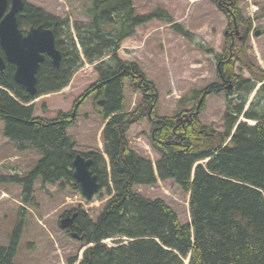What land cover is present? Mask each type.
<instances>
[{
	"label": "trees",
	"instance_id": "1",
	"mask_svg": "<svg viewBox=\"0 0 264 264\" xmlns=\"http://www.w3.org/2000/svg\"><path fill=\"white\" fill-rule=\"evenodd\" d=\"M212 1L227 20L225 41L221 54L204 51L215 55L222 86L211 84L201 91L192 90L189 97L178 101L177 114L161 117L156 114L155 85L136 64L122 61L117 52L122 41L135 34L136 27L152 19L171 23L163 10L138 16L131 0H89L85 7L88 24L72 25L82 56L67 18L54 17L29 4L18 13V27L24 33L38 26L53 32L60 60L54 66L45 56L36 73L34 96L15 82L14 66L5 61L0 71L3 137L18 152L40 155L27 173L1 179L18 184L21 204L36 210L37 180L42 189L51 185L58 191L70 187L78 192L73 160L77 154L91 159L89 169L98 183L92 200H105L100 212L93 219L79 207L61 216L76 214L73 232L84 246L77 264H264V71L247 54L253 22L244 16L238 0ZM172 28L192 39L177 24ZM0 56L4 59L1 49ZM105 57L108 60L103 62ZM84 62L96 64L98 79L76 104L80 106L92 93L94 102L98 98L104 101L102 150L89 153L78 152L76 141L67 134L68 127L76 123L75 107L68 114L60 112L46 120L33 117L30 105L39 97L61 92ZM243 71L250 78L243 77ZM126 83L141 94L133 110L126 105ZM257 84L261 85L244 110ZM221 92L226 98L224 130L219 132L201 123L205 98L199 99ZM192 101L196 106L187 109ZM142 121L149 127L150 149L158 156L155 163L140 156L127 140L130 127ZM168 180L187 194L186 223L180 222L164 200L148 199L134 191L136 186ZM25 214V209H20L9 246H0V264H14ZM113 238L118 240L110 246L102 243ZM69 262L74 264L72 259Z\"/></svg>",
	"mask_w": 264,
	"mask_h": 264
},
{
	"label": "rangeland",
	"instance_id": "2",
	"mask_svg": "<svg viewBox=\"0 0 264 264\" xmlns=\"http://www.w3.org/2000/svg\"><path fill=\"white\" fill-rule=\"evenodd\" d=\"M25 2L43 9L54 17L67 18L75 38L72 25L75 22L79 24L89 22L85 15V7L89 5V0H25ZM132 2L136 15H147L159 6L171 16L173 22L192 34L191 41L186 40L174 33L173 28L163 22L164 20L154 19L136 27L135 34L126 38L117 52L122 61L136 64L145 78L155 85L158 92L157 116L177 114L180 110L178 101L189 97L192 90L201 91L211 84L222 86L217 79L216 59L213 53H222L227 20L212 0H132ZM238 3L244 16L254 20L253 28L259 33L258 36L250 34L246 43L247 54L256 67L264 70L262 12L264 0H238ZM204 48L212 50L213 53H204ZM79 50L81 53L80 48ZM107 60L108 57L102 59L103 62ZM95 65L84 63L61 92L36 99L33 102V117L51 120L60 112L70 113L77 100L97 81ZM241 75L250 78L246 71ZM224 94V92L210 94L199 99L202 101L205 98L204 109L200 115L201 123L219 132L224 130L226 98ZM124 97L129 110L136 108L141 100L140 92L132 91L127 83ZM235 97L234 95L232 98ZM94 100L95 94H89L79 107L76 106V109L78 107L76 123L67 129V134L77 143L78 152L89 153L102 149L101 131L104 114L103 109L98 107ZM195 106L196 102L192 101L188 103L187 109ZM240 120L253 125V122L245 121L244 118ZM3 128L0 121V246H9L11 233L19 223V211L23 208L26 214L16 245L14 264H71L69 262L71 259L77 264L84 246L59 228L58 219L64 212L79 207L94 219L105 200L95 199L89 203L70 187L58 191L56 186L46 185L45 189H42L40 181L37 180L34 189L38 209L31 210L23 206L21 187L2 179L27 173L39 160L40 155L34 151L25 153L16 151L13 144L3 138ZM148 131V125L142 121L132 125L126 136L134 151L155 163L158 156L150 149ZM134 191L148 199L164 200L175 211L181 223L188 221L187 194L173 181H157L153 186H136ZM3 192L7 194L6 197ZM68 197L72 204L66 201ZM80 201L83 205L75 203Z\"/></svg>",
	"mask_w": 264,
	"mask_h": 264
},
{
	"label": "water",
	"instance_id": "3",
	"mask_svg": "<svg viewBox=\"0 0 264 264\" xmlns=\"http://www.w3.org/2000/svg\"><path fill=\"white\" fill-rule=\"evenodd\" d=\"M24 7L23 0H0V49L4 59L0 56V71L4 69L5 61L14 66V80L25 88L29 95L34 96L36 89V73L45 56L57 66L60 53L55 48L54 35L51 30L41 26L30 28L22 33L17 23V15ZM258 35V32L255 33ZM103 106L104 101H97ZM91 159L77 154L73 160V178L78 184L80 193L86 199H91L97 192V178L89 169ZM76 214L64 216L59 223L62 230L69 231L71 238H81L73 232V221Z\"/></svg>",
	"mask_w": 264,
	"mask_h": 264
},
{
	"label": "flooded vegetation",
	"instance_id": "4",
	"mask_svg": "<svg viewBox=\"0 0 264 264\" xmlns=\"http://www.w3.org/2000/svg\"><path fill=\"white\" fill-rule=\"evenodd\" d=\"M68 234V233H67Z\"/></svg>",
	"mask_w": 264,
	"mask_h": 264
}]
</instances>
